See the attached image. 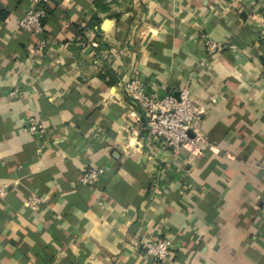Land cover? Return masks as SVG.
Listing matches in <instances>:
<instances>
[{"label":"crops","instance_id":"0c3cea01","mask_svg":"<svg viewBox=\"0 0 264 264\" xmlns=\"http://www.w3.org/2000/svg\"><path fill=\"white\" fill-rule=\"evenodd\" d=\"M94 2L38 5L46 18L33 36L17 22L34 2L0 0V264H264L255 27L264 7L105 0L100 10ZM205 39L235 49L207 57ZM133 78L158 98L187 85L205 111L207 145L173 152L142 132L144 112L123 88ZM31 118L41 134L27 131ZM89 168L103 174L84 186ZM31 196L41 199L33 210ZM155 237L170 242L163 262L132 247Z\"/></svg>","mask_w":264,"mask_h":264},{"label":"built area","instance_id":"2783aa9c","mask_svg":"<svg viewBox=\"0 0 264 264\" xmlns=\"http://www.w3.org/2000/svg\"><path fill=\"white\" fill-rule=\"evenodd\" d=\"M36 7L29 9L18 20L20 30L33 36H38L43 31V22L46 11L38 5L47 4L48 0H32ZM259 5L264 7V0H258ZM38 6V7H37ZM251 18L255 19L253 15ZM258 40L263 50L264 69V21L255 23ZM45 47L44 41H37L36 50L42 52ZM204 49L207 57L220 54L225 50H234L231 44H219L205 39ZM126 96L144 112L146 121L141 125V131L148 137L161 142L163 146L173 152L181 148L197 151L201 146L207 145L206 138L201 134V123L205 111L197 105L191 97L190 88L183 85L177 95H166L158 98L141 86L138 79L133 78L123 85ZM27 131L31 134H41L43 126L34 119L28 120ZM191 133L192 135H190ZM39 152V151H38ZM101 168L86 169L80 179L84 186H91L102 176ZM5 194V189L0 187V197ZM41 202L37 196H31L25 201L30 209H35ZM132 247L138 249L146 257L163 262L170 252V242L165 238L155 237L148 242H133Z\"/></svg>","mask_w":264,"mask_h":264},{"label":"trees","instance_id":"16d2710c","mask_svg":"<svg viewBox=\"0 0 264 264\" xmlns=\"http://www.w3.org/2000/svg\"><path fill=\"white\" fill-rule=\"evenodd\" d=\"M95 5L99 7L100 10L105 9V0H95ZM98 21L95 18H92V21L90 22L89 26L92 27L93 25L97 24Z\"/></svg>","mask_w":264,"mask_h":264}]
</instances>
